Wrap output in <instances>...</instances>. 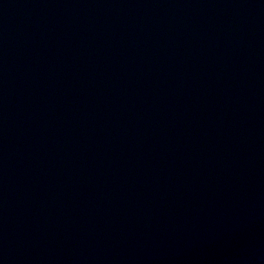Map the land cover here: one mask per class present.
<instances>
[{"label":"water","instance_id":"obj_1","mask_svg":"<svg viewBox=\"0 0 264 264\" xmlns=\"http://www.w3.org/2000/svg\"><path fill=\"white\" fill-rule=\"evenodd\" d=\"M0 264H264V0H0Z\"/></svg>","mask_w":264,"mask_h":264}]
</instances>
